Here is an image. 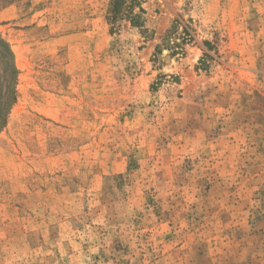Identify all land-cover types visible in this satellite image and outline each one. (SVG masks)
Segmentation results:
<instances>
[{
  "label": "rangeland",
  "instance_id": "374dc122",
  "mask_svg": "<svg viewBox=\"0 0 264 264\" xmlns=\"http://www.w3.org/2000/svg\"><path fill=\"white\" fill-rule=\"evenodd\" d=\"M0 0V264H264V0Z\"/></svg>",
  "mask_w": 264,
  "mask_h": 264
},
{
  "label": "trees",
  "instance_id": "16d2710c",
  "mask_svg": "<svg viewBox=\"0 0 264 264\" xmlns=\"http://www.w3.org/2000/svg\"><path fill=\"white\" fill-rule=\"evenodd\" d=\"M141 5V0H114L110 20L115 23L120 17H128L132 24L142 26L141 15L134 11L138 7L144 12ZM18 74L14 52L0 34V132L6 126L8 115L16 103Z\"/></svg>",
  "mask_w": 264,
  "mask_h": 264
}]
</instances>
